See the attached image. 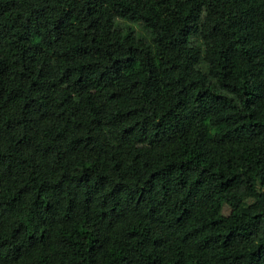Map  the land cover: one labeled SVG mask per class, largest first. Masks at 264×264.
Wrapping results in <instances>:
<instances>
[{"label": "trees", "instance_id": "16d2710c", "mask_svg": "<svg viewBox=\"0 0 264 264\" xmlns=\"http://www.w3.org/2000/svg\"><path fill=\"white\" fill-rule=\"evenodd\" d=\"M0 264H264V0H0Z\"/></svg>", "mask_w": 264, "mask_h": 264}, {"label": "rangeland", "instance_id": "374dc122", "mask_svg": "<svg viewBox=\"0 0 264 264\" xmlns=\"http://www.w3.org/2000/svg\"><path fill=\"white\" fill-rule=\"evenodd\" d=\"M135 28H136L137 30L140 31V28L138 27V25H136ZM229 211H230V208H229L228 206L225 205V206L223 207V213H224V214H228Z\"/></svg>", "mask_w": 264, "mask_h": 264}]
</instances>
